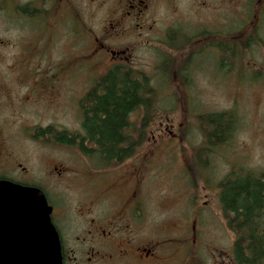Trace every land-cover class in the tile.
<instances>
[{"label":"flooded vegetation","instance_id":"obj_1","mask_svg":"<svg viewBox=\"0 0 264 264\" xmlns=\"http://www.w3.org/2000/svg\"><path fill=\"white\" fill-rule=\"evenodd\" d=\"M69 16L76 19V30H70L65 21L60 23V17ZM59 27L67 30V49L75 47L73 41L69 42L71 35L83 29L85 47L83 52L80 49L75 52L76 57L82 54L100 60L108 57L109 70L104 75L119 67L147 82V88L151 85L149 78L136 71L132 62L140 45L157 43L180 45L179 56L186 71L192 64L197 67V58L205 54H200L202 50H187L188 47L206 43L209 46L206 51L211 49L217 56L216 73L227 72L232 87L236 83L244 88H264V55L257 61L250 56L249 73L246 72L249 76L242 81V63L236 65L239 60H235L237 55L233 51L234 45H264V0H0L3 30H0V71L1 62L7 60L8 71L24 72L37 82L43 58L39 45L45 35L51 46ZM220 58L227 61L225 72L219 69ZM239 67V73L234 74ZM2 81L0 181L44 192L53 209L52 222L60 237L63 264H264V198L259 212L245 218L233 206L225 207L221 183L218 208L233 242L224 246L209 241L203 238L201 221L195 224L192 214L170 213L164 207V198L159 199L158 211H154L157 208L144 185L150 174L147 170L150 159L139 160L138 134L130 120L135 111L130 113L131 128L125 135L134 140V147L121 151L114 160L107 159L96 144L89 142L82 127L86 117L93 116L90 109L93 93L101 94L102 88H89L85 92L80 103L81 132L53 128V132L43 134L42 127L31 123L33 119L26 113L32 111L35 119H41L36 107L40 108L44 98L57 92L8 88ZM184 83H190L188 75ZM73 91L70 88L67 94L72 95ZM60 131H66L72 143L60 141ZM42 135L51 136L55 143L76 146L71 151L81 161L72 159L55 166V159L50 158L43 174L42 153H37L36 147L32 151L26 148L27 141L40 145ZM68 181L80 186L78 197L73 200L64 196L68 188L62 189ZM49 193L61 198L62 203L52 202ZM83 199L88 200L86 207L79 202ZM253 235L257 239H251ZM250 250H258L260 257L250 255Z\"/></svg>","mask_w":264,"mask_h":264},{"label":"rangeland","instance_id":"obj_2","mask_svg":"<svg viewBox=\"0 0 264 264\" xmlns=\"http://www.w3.org/2000/svg\"><path fill=\"white\" fill-rule=\"evenodd\" d=\"M59 20L60 23L67 22L70 30L77 29L76 19L69 16L60 17ZM56 33L51 46L50 38L45 35L39 45L43 58L40 61L42 72L37 82L24 72L8 71L7 63L10 61L7 60L1 62L0 81L3 80L8 88L56 91L55 95L51 93L42 100L40 108L36 104L41 119H35L34 113L28 110L27 117L42 129L54 127L57 130L81 132L80 103L85 92L94 88L109 70L110 60L108 57L100 60L83 54L75 56L78 49L83 52L85 47L83 29L71 35L69 42H74L73 49L66 47L67 30L59 27ZM80 41L82 43H78ZM179 47L169 43L140 45L132 62L136 71L149 78L151 85L148 88L155 91V104L149 113L138 109L130 119L138 134V158L140 161L150 159V168H147L150 174L144 185L147 186L148 197L157 208L152 207L154 211H158L159 199L164 198V207L170 213L176 216L180 213L192 214L195 224L198 220L202 222L203 238L231 246L233 235L228 232L218 208L219 189L228 176L233 178L237 174L250 172L264 174V88H244L236 83L232 87L233 82L226 77L227 72L222 74L224 77L220 75L222 72L216 73L217 56L211 49L206 51L209 47L206 43L188 47L187 50H202L200 54H205L197 58V67L192 64L186 71L183 69V58L179 56ZM263 49L264 45L261 47L258 44L234 45L233 51L237 55L234 58L239 60L236 65L242 63V81L249 76L246 72L249 73L247 62L250 56L259 60L264 55ZM4 50L8 53L7 48ZM219 64L220 71L225 72L226 59L220 58ZM28 69L34 73L32 68ZM239 71L240 67L234 74ZM185 75L189 76L190 83H184ZM70 88L74 89L72 95L67 94ZM211 113H225L215 117V124L235 126L226 143L211 145L208 142L205 135L206 117ZM32 144L27 141L26 148L32 151L36 147L37 153H42L43 174L48 169L47 160L50 158L55 159V166L72 159L80 160L74 158L71 151L77 149L76 146L55 143L49 135L43 136L40 145ZM145 162L140 164L145 165ZM64 187L69 190L64 192L68 199L78 197L80 186L75 182L68 181L62 185V189ZM53 196L49 193L52 202L62 203L61 198ZM79 202L86 207L88 200ZM188 216L183 215L184 218Z\"/></svg>","mask_w":264,"mask_h":264},{"label":"trees","instance_id":"obj_3","mask_svg":"<svg viewBox=\"0 0 264 264\" xmlns=\"http://www.w3.org/2000/svg\"><path fill=\"white\" fill-rule=\"evenodd\" d=\"M146 85L147 82L133 76L132 71L119 70V67L112 69L96 82L94 88H102L103 92L93 93L90 106L93 116L86 117L82 127L89 142L96 144L101 155L107 159L114 160L120 156L121 151L134 147V140L130 135L125 136L131 128L130 113L138 109L149 113V109L155 104V91ZM223 114L225 113H211L206 117L205 135L211 145L226 143L235 129V126L215 124V117ZM53 128L48 127L42 132L51 133ZM58 136L60 141L72 143L66 131L58 132ZM84 141L85 139L82 143ZM83 148L87 147L83 145ZM222 184V200L225 207L233 206L235 211L245 218H252L259 212L258 207L262 206L264 198V174L250 172L237 174L233 178L228 176ZM255 238L257 239L256 235L251 237ZM254 245H257V242H254ZM249 253L259 256L258 250H250Z\"/></svg>","mask_w":264,"mask_h":264},{"label":"water","instance_id":"obj_4","mask_svg":"<svg viewBox=\"0 0 264 264\" xmlns=\"http://www.w3.org/2000/svg\"><path fill=\"white\" fill-rule=\"evenodd\" d=\"M44 192L0 181V264H63Z\"/></svg>","mask_w":264,"mask_h":264}]
</instances>
